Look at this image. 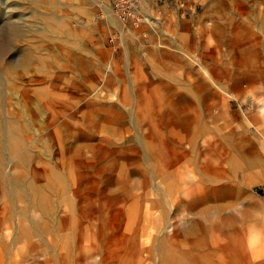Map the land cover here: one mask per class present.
Masks as SVG:
<instances>
[{
	"label": "rangeland",
	"instance_id": "1",
	"mask_svg": "<svg viewBox=\"0 0 264 264\" xmlns=\"http://www.w3.org/2000/svg\"><path fill=\"white\" fill-rule=\"evenodd\" d=\"M4 1L0 0V32L9 23L5 4L13 0ZM248 2L243 16L246 18L242 19L245 23L264 14V0ZM141 3L140 19L136 22L119 17L108 0H53V7L47 9L61 12L68 6L62 10L60 5L72 4L65 11L70 8L73 12L69 25L81 38L79 43L67 46L64 58L71 64L79 59L82 72L77 71L76 63L72 64L75 67L72 71L63 72L68 78L64 93L78 102L65 109L61 122L64 126L53 137L49 133L56 127L46 128L42 115L33 122L22 95L19 92L11 95L5 85H0L3 117L7 112L17 111L18 122L25 124L29 133L30 144H26L31 147L24 157L28 161L26 167L15 164L7 154L1 157L4 176L8 177L4 180L0 175V264H189L182 250L186 246H190V253L201 256L210 250L216 255L226 254V238L230 236L239 238L242 254L249 253L254 263L264 264V180L256 179L251 185L238 180L236 185L228 178L213 184L215 189L223 186L228 192L225 197L215 199L224 209L214 222V234L212 229L209 231L218 246L208 244L204 252L200 243L189 244L182 236L197 219L193 210L184 209L191 197L179 194L177 201L172 203L170 199L166 204L167 197L162 196L156 173L158 163H163L169 172L179 169L188 180L194 176L200 179L197 166L185 162L192 154L187 139L178 143L165 126L166 122H172L176 109L172 104L175 97L165 96V87L177 88L178 93L188 96L190 86L177 78L178 73L184 72L180 67L186 65L191 76L203 75L208 80L212 50L218 51V69H229L231 77L236 67L227 46L217 49L210 33L202 32L212 24L206 13V0H141ZM23 9L28 17V9ZM219 23L227 32L230 30L226 21L219 18ZM39 39L36 38L35 44L46 46ZM21 43L17 40L12 47L5 48L7 52L0 59V84L6 81L1 65L17 64L26 46ZM242 44L244 52L253 50L252 44ZM159 51L169 53L168 58L170 53H178L181 60L172 58L167 63L160 58ZM42 53L45 60H51L47 51L43 49ZM245 57L248 60L247 53ZM261 63L264 64V59ZM56 72L52 70L53 74ZM33 75L41 80L30 82ZM51 78L45 77L43 71H25L16 76L15 82L17 88L34 89L49 84ZM159 79L165 86H160ZM223 80L212 86L208 80L209 113L205 110L206 101H200V91L199 97L191 99L193 107L187 111L196 112L197 121L212 127L202 148L222 138L232 142L235 139L234 142L238 140L236 143L251 147L253 156L264 159V83L258 81L248 89H232L231 79ZM73 81L74 85L68 84ZM147 98L153 101L152 105H147ZM159 99L164 101L158 103ZM90 101L93 104L80 112L79 107ZM36 102L30 103L32 109H37ZM147 107L154 109L150 114L140 113ZM149 141L154 148L152 152L147 147ZM86 145L93 146L87 153L83 150L91 162L80 166L75 148ZM66 150L72 151L71 154H66ZM36 168L45 177L38 189L44 204L41 209L31 203L29 194L13 201L6 193L15 176L27 177ZM257 170L260 172L262 168ZM237 192L241 194L234 196ZM222 220L225 229L220 235L218 224ZM33 221L44 223L46 229L23 233V224L29 226ZM206 223V228L211 226ZM136 224L144 227L139 234L135 232Z\"/></svg>",
	"mask_w": 264,
	"mask_h": 264
},
{
	"label": "bare ground",
	"instance_id": "2",
	"mask_svg": "<svg viewBox=\"0 0 264 264\" xmlns=\"http://www.w3.org/2000/svg\"><path fill=\"white\" fill-rule=\"evenodd\" d=\"M247 1L250 2V0H230V3L225 0H206V13L212 18V24L209 29L204 27L202 32L210 33V37L212 36L216 41L215 46L217 49L223 45L227 46L229 50H225L232 56V61L236 67V73L231 77L228 74L229 69H218L219 66L216 61L218 51L212 50L209 53L210 60L208 62L210 74H207L209 75L208 80L210 82L212 81L211 86L213 85L212 83H222L224 78L231 79L232 85L229 87L232 89L233 87L250 88L258 81L264 83V64L261 63L262 59H264V14L256 15L253 19H250L248 23L242 21V19L246 18H243V16L247 8L245 3ZM52 2L53 0H13L11 3L5 4L9 23L7 22V29L0 32V35L2 34L0 36V59L7 52L5 48L12 47L15 41L21 40L22 43H26L17 64L1 65V68L6 74V81L0 85H5L6 91L10 92L11 95H13L14 92H16L15 94L19 92V94L22 95V100L27 102V106L29 105L32 114L31 120L33 122L38 116L42 115V122H44L43 124L44 126L46 125V128L52 127L53 129V127H56V129L54 128L51 130V133H49L50 137L54 136L57 129L62 130L64 123L61 124V122L62 117L66 113L65 109H68L70 106H75L78 102L75 97L69 99L64 93L68 78L63 72L66 69L72 71L75 68L74 65H72L73 63H76L77 71L79 73L82 72L79 68L81 62L79 59L77 60L78 57H76L77 61L75 62L74 60L72 64L64 58V51L67 46H71L73 43H79L78 39H81L78 35H75V32L69 25L70 17L73 12H71L70 8L68 11H65L68 7H72V4H62L60 5L62 10L68 6L64 10L65 12H59L60 10L58 11V9L54 8L56 11L53 13L47 10L53 7ZM140 4L141 2L139 5ZM23 8L28 9V17H26ZM0 14H2L1 10ZM219 18L228 23L230 28L228 32L225 30L228 26L222 22L226 26L225 29H223V26L219 23ZM245 26H248L247 31H245ZM38 36L41 42L46 43V46L35 44L37 42L36 38H39ZM242 43L252 44L253 50L244 52ZM205 44L207 45V43ZM43 49L50 55V61L45 60V57L42 56ZM245 53L249 56L248 60L245 57ZM168 54L167 52L165 54L164 51H159L160 58H163L167 63L172 58L180 59L178 53H170L169 58ZM204 57L206 58V56ZM3 62L5 63V61ZM180 68L184 70L183 74L185 73V75L183 76V74L178 73L177 78L180 82L181 80L183 82L185 81L184 84L190 86V88L187 89L188 96L178 93L176 87L175 90L173 87H165V93H167L165 96L175 97L172 98V104H174L176 108L172 122L170 124L166 122L165 126L171 130L170 134L176 137L178 143L183 144L185 139H187V142L191 146L192 154L190 153L187 159H185V162L189 164L194 163V165L197 166L196 170L200 175V179H197V177L193 175L195 179L188 180L185 174L180 173V170H175V168L171 169L169 172L166 170L163 163H158L156 166V173L159 179V187L160 189L162 188V196L164 198L167 197L165 198L166 204L169 203L170 199H172V203L177 201L179 194H185L191 197L192 200L186 203L184 209L188 208L193 210L197 219L193 222L190 229L187 230V233H183L182 236L184 237V241H187L189 244L193 242L200 243L202 248L201 251L204 252V248H206L208 244L213 247L217 245L215 239L212 237L214 235L211 234V236L209 231L211 229L212 233L215 231L214 222L220 213L223 212L224 206L223 204H219L215 199L218 197H225L228 192L224 191L225 188H223V186L215 189L213 184L215 182L226 181L228 178L232 179V182L236 185L238 180H243L247 185H251L256 179L264 180V159L262 157L253 156L254 151L251 147L242 146L240 142L236 143L238 140L234 142L235 139H232V142L226 138H222L219 142L212 144L208 143V147H205V149L202 148V143L207 140V135L212 131V127L207 123L202 125L197 121L198 115L195 110L192 109L195 112L194 114L187 113V111L193 107V98L199 96L202 103L206 101L205 110L208 113L211 111L209 110L211 105L208 103L210 91L207 84L210 82H208L203 75H198L196 77L191 76V71L186 70V65H182ZM53 69L57 71L55 74L52 73ZM247 70H249V72H247ZM25 71H33L34 73L43 71L45 77L53 78L49 79V84L46 83L43 87L33 89L23 86L17 88L15 82L16 76L17 78L22 76ZM79 73L77 75H79ZM62 76L65 78L63 79ZM39 80L41 79L38 78L37 75H33L30 78V82H39ZM161 81L162 79L158 80L160 86H165V83ZM68 84L74 85V81ZM183 87L185 89V86ZM199 91L200 95L198 96ZM35 101L38 102L36 110L32 109L30 106V103H34ZM162 101H164V99H159L158 103H162ZM146 103L147 105H152L153 101L147 98ZM92 104L93 102L90 101L84 107L82 105V107H79L80 112L83 113ZM153 109V107H147L146 110L141 109L142 111H140V113L147 111L150 114ZM145 115L146 113H144V116ZM3 122L4 126H1ZM1 127H3V131ZM28 135L29 133L26 131V125L18 122L16 110H13L12 113L7 112L5 117H3L0 108V175L3 178L5 177L4 180H7L8 175L4 176L6 170H4V162L1 160L3 155H9L11 160L13 158V162L18 164V166L26 167L28 165V161L24 158L29 155L31 151L30 145L27 146L26 144L29 143ZM151 144L152 143L149 141L147 147L152 152L154 148ZM83 150L87 153V151L93 150V146L86 145L84 147L78 146L75 148V151L79 155V157L77 155L76 161L80 166L89 165V162H91V159L86 158ZM66 151V154H71L72 152L70 150ZM241 154H244L246 157H243ZM244 158H251L254 161L250 163L247 160L245 161ZM259 168H262V171L259 172L257 170ZM44 178L42 171L37 168L33 172H30L27 177L23 174H18L14 178L13 186L11 185L12 187L6 192L7 197L14 201L22 199L25 194H29L31 195L30 199H32L31 203L37 208H43L42 195L39 193L38 189ZM240 194V192H237L234 193V196H239ZM22 211L24 210H21V212ZM69 220L74 221L73 218ZM203 220L205 222H203ZM206 222L211 226L206 228ZM137 224L135 227L137 230H135V232L139 234L144 230V227H138L139 225ZM223 224V220L218 224L220 235L224 233L223 229L225 228ZM30 225L26 226L23 224L21 231L23 233H30L32 230L43 232L46 229L44 223L39 221H33ZM201 233H203V235H200ZM226 243V254L216 255L210 250L208 253L202 254L201 256L193 254L192 252L190 253V246H186V248L182 250L187 254L186 258L189 264H262L260 262L254 263L252 261L254 259L250 257L249 253L242 254L241 251L243 248L237 236H230V239L226 238ZM228 255L232 258H228Z\"/></svg>",
	"mask_w": 264,
	"mask_h": 264
},
{
	"label": "built area",
	"instance_id": "3",
	"mask_svg": "<svg viewBox=\"0 0 264 264\" xmlns=\"http://www.w3.org/2000/svg\"><path fill=\"white\" fill-rule=\"evenodd\" d=\"M108 2L119 17L133 22L140 19L139 3L141 0H108Z\"/></svg>",
	"mask_w": 264,
	"mask_h": 264
},
{
	"label": "crops",
	"instance_id": "4",
	"mask_svg": "<svg viewBox=\"0 0 264 264\" xmlns=\"http://www.w3.org/2000/svg\"><path fill=\"white\" fill-rule=\"evenodd\" d=\"M142 4V3H141ZM141 7V6H140Z\"/></svg>",
	"mask_w": 264,
	"mask_h": 264
}]
</instances>
